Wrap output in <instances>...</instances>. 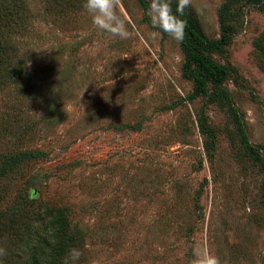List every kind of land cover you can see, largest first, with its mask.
Wrapping results in <instances>:
<instances>
[{
	"label": "rangeland",
	"instance_id": "374dc122",
	"mask_svg": "<svg viewBox=\"0 0 264 264\" xmlns=\"http://www.w3.org/2000/svg\"><path fill=\"white\" fill-rule=\"evenodd\" d=\"M83 2L28 0L24 30L7 33L20 76L0 73V164L20 160L0 177V218L32 192L28 213L76 234L77 264H200L209 252L264 264V0H192L182 16L208 41L229 26L206 55L226 70L258 161L219 89L205 78L195 91L185 49L137 0H121L123 40L96 30Z\"/></svg>",
	"mask_w": 264,
	"mask_h": 264
},
{
	"label": "trees",
	"instance_id": "16d2710c",
	"mask_svg": "<svg viewBox=\"0 0 264 264\" xmlns=\"http://www.w3.org/2000/svg\"><path fill=\"white\" fill-rule=\"evenodd\" d=\"M18 1L19 3H17ZM137 1L143 10L144 20L149 26L153 27L147 16L148 7L146 1ZM25 3L27 4L28 0H0V73L2 71L4 73L8 72L13 78L20 76V69L14 66L10 61L11 57L8 54L9 43L6 42L7 33L10 31L20 32L24 30L25 25L23 20L27 18L28 14L23 13V10L26 9V7H24ZM181 19L185 20L183 17H181ZM185 22V38L187 39H184L183 42H179L186 51V60L181 71L182 75L186 78L191 77L194 79L196 92L205 93V78H208L211 84L219 89L220 98L227 104L240 142L245 148L246 153L253 160L258 161L259 157L257 151L259 147L250 144L248 141L243 120L234 106L228 91L222 85V79L226 70L224 66L213 63L206 55V52L215 51L226 43L229 26L223 24L222 32L219 37L215 41H208L186 20ZM161 33L164 34L163 32ZM191 63L196 66L202 75H197L196 72L192 71L187 72ZM200 130L203 134L207 136L210 135L206 126L201 125ZM19 160L20 157L14 156L8 157L2 161L0 164V177L8 171L14 170ZM32 194V192L28 194L24 192L21 206L15 208L14 211H8L5 216L0 218V247L7 250V255L0 258V264H16V262H19V260L24 257L28 249L31 251L28 256L31 264H44L45 256H50L55 260L62 261L69 250L75 248L77 245L76 234L68 231L67 223L62 217H58L56 221H48L45 223L44 214L39 215L37 212L33 211H30V213L27 212L25 206L32 202ZM1 198L0 195V199ZM41 234H48L49 237L40 241L38 235Z\"/></svg>",
	"mask_w": 264,
	"mask_h": 264
},
{
	"label": "clouds",
	"instance_id": "9594fccd",
	"mask_svg": "<svg viewBox=\"0 0 264 264\" xmlns=\"http://www.w3.org/2000/svg\"><path fill=\"white\" fill-rule=\"evenodd\" d=\"M83 8L91 19L94 28L108 33L111 37L128 39L132 35L129 26L119 14L121 0H84ZM192 6V0H176L173 12L171 0H149L147 16L151 25L166 33L173 40L183 42L185 39L186 22L181 19L185 9ZM7 255V250L0 247V258ZM82 253L77 248H71L63 259V264H77ZM200 264H220L219 258L211 252L198 257Z\"/></svg>",
	"mask_w": 264,
	"mask_h": 264
}]
</instances>
